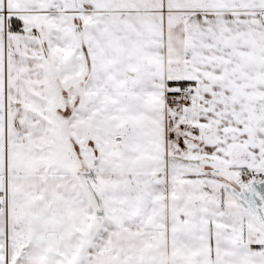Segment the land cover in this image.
I'll use <instances>...</instances> for the list:
<instances>
[{
  "label": "snow or ice",
  "instance_id": "1",
  "mask_svg": "<svg viewBox=\"0 0 264 264\" xmlns=\"http://www.w3.org/2000/svg\"><path fill=\"white\" fill-rule=\"evenodd\" d=\"M0 264H264V0H0Z\"/></svg>",
  "mask_w": 264,
  "mask_h": 264
}]
</instances>
